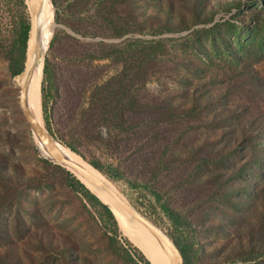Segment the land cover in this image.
<instances>
[{"label": "rangeland", "instance_id": "rangeland-1", "mask_svg": "<svg viewBox=\"0 0 264 264\" xmlns=\"http://www.w3.org/2000/svg\"><path fill=\"white\" fill-rule=\"evenodd\" d=\"M49 1L44 63L54 85L45 87L58 142L67 148L62 136H72L74 154L120 170L115 181L103 177L171 239L187 228L161 203L180 215L201 247L193 264H264V0ZM7 29L0 0V256L10 264H143L101 206L43 157L4 54ZM116 100L163 114L166 140L151 147L159 159L142 160L138 129L99 111Z\"/></svg>", "mask_w": 264, "mask_h": 264}, {"label": "trees", "instance_id": "trees-1", "mask_svg": "<svg viewBox=\"0 0 264 264\" xmlns=\"http://www.w3.org/2000/svg\"><path fill=\"white\" fill-rule=\"evenodd\" d=\"M7 19H8V29H7V48L5 50V57L8 59L10 68L12 73L15 75L19 73L22 65L25 61L26 56V47H27V39H28V30H29V13L27 10V5L25 4V0H5ZM51 37V36H50ZM18 72V73H17ZM42 80V79H41ZM45 84L54 85V74L51 68L50 61L45 59L44 67H43V81L42 86H40V114H41V122L43 123L42 110L44 113V118L46 120V129L53 134L50 126V120L48 119L49 111L47 108L48 99L50 97V90L48 87H45ZM42 99V100H41ZM131 102H133L131 100ZM42 104V110H41ZM118 101L110 102L109 104L99 105V111L101 113H107L108 115H112L115 117V120L112 121L114 123L119 124L124 129H138V135H135L132 139L139 143L138 151L142 156V160L148 161V159L154 157L155 155L161 156L162 151L153 150L151 147L158 143V146L164 144L163 142L166 140V136L163 128L159 125L162 122V118L164 117L161 112L158 114H151L148 109L147 103L142 102H134L127 107L123 108L119 105ZM161 105V106H160ZM159 107L163 105L160 104ZM130 112L126 116L123 115V111ZM104 122V121H103ZM102 124V122H101ZM105 124V122H104ZM79 139H82V135L79 136ZM128 140L130 137L127 138ZM63 143L72 151L81 154L76 148V139L72 136L71 138H63ZM166 144V143H165ZM150 147L147 153L144 152V149ZM159 159V157H158ZM88 162L99 170L106 178L111 181H115L118 178H121L122 173L120 170L116 168H110L104 165L98 158H91ZM4 164V162L2 161ZM60 170L65 172L68 176V186L74 190L81 192L89 201H93L101 206V208L105 212L106 219L108 221L109 226H111V230L114 235L118 234V225L117 222L110 211V209L100 202V200L92 194L71 172L65 170L63 167L56 165ZM101 174V175H102ZM102 175V176H103ZM140 186V185H139ZM159 193L154 191L153 196L160 200L161 197L158 195ZM161 207L163 211L166 213L167 217L174 225L184 226L187 228V234L185 236L174 235L171 236L178 249L180 250L184 264H193L198 256V253L201 251V247L197 241L196 234L191 230L189 226H186V222L184 219L180 217L177 213H175L166 203L162 202ZM109 245L112 249L119 254L120 257L125 259H131L128 253H124V250L115 246L116 239L113 236H109ZM126 244L130 246L134 252L136 253V257L143 264H151L149 260H147L143 254L134 247L131 242L127 239H124ZM3 244H5V239L2 238ZM8 260H14L12 257L0 256V262H5L10 264Z\"/></svg>", "mask_w": 264, "mask_h": 264}, {"label": "water", "instance_id": "water-1", "mask_svg": "<svg viewBox=\"0 0 264 264\" xmlns=\"http://www.w3.org/2000/svg\"><path fill=\"white\" fill-rule=\"evenodd\" d=\"M43 3L44 0H25V4L27 5V10L29 13V30H28V39H27V47H26V56H25L23 70L13 76L14 82L16 83V85H19L18 99H19L20 109L22 111L25 120L29 123L30 129L38 143L40 150L43 149L45 152L42 153L43 157L50 159L54 163L69 170L92 194L94 193L86 186V184L83 181L97 188H100L104 193H106L110 198H112L118 205H120L122 208L128 211V213H130V215L134 219H136L148 231V233L158 242V244L160 245V247L162 248V250L164 251V253L168 258L167 264H184L182 254L178 249L177 245L160 227H158L154 222H152L148 217L143 215L141 212L136 210V208H134L133 205L126 200V198H124L121 194H119L114 188L107 185L98 175H96L95 173H93L83 165L79 164L78 162L74 161L73 159L65 156L61 152L59 148L60 143L55 138V136L52 135V133H50L46 129L43 123L38 122L30 112L26 102V87L20 84L19 81L28 66L34 67L38 65L40 61H42V68H43L45 50H42L39 47L40 44L38 39V35H39L38 14L40 12ZM70 151L72 150L70 149ZM80 158L83 161H85L82 157ZM85 162L91 167H93L89 162L87 161ZM93 169H95L100 174H102L95 167H93ZM94 195L100 200V202L105 204L110 209V207L106 203H104L96 194ZM110 211L112 212L118 225V219L116 215H114L111 209ZM137 248L147 259V257L145 256V251L142 249V247H140V244Z\"/></svg>", "mask_w": 264, "mask_h": 264}, {"label": "bare ground", "instance_id": "bare-ground-1", "mask_svg": "<svg viewBox=\"0 0 264 264\" xmlns=\"http://www.w3.org/2000/svg\"><path fill=\"white\" fill-rule=\"evenodd\" d=\"M39 23V44L40 48L44 50L49 30L52 28V17H51V3L49 0H44V3L38 14ZM42 61L38 65L32 67L28 66L24 74L20 78V84L26 87V102L27 106L34 116V118L39 120V97H40V86L42 77ZM19 85H17L18 87ZM38 145V144H37ZM59 148L61 152L68 158L73 159L79 164L83 165L96 175H98L107 185L111 186L104 177L93 167L88 165L83 161L78 155L74 154L70 149L66 148L64 145L60 144ZM42 153H45L43 149ZM86 186L96 194L104 203H106L110 209L113 211L118 219V225L121 231L125 233L136 245L140 244V247L145 251V256L151 264H167L168 258L158 242L148 233V231L136 220L134 219L128 211L118 205L112 198H110L106 193H104L100 188H97L85 181H83ZM112 187V186H111ZM113 188V187H112ZM135 208V207H134ZM137 210V209H136Z\"/></svg>", "mask_w": 264, "mask_h": 264}]
</instances>
